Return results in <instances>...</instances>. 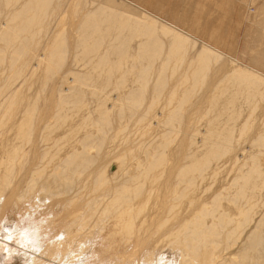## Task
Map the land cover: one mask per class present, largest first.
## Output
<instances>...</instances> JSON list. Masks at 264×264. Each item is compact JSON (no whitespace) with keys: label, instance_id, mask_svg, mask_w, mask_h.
Returning a JSON list of instances; mask_svg holds the SVG:
<instances>
[{"label":"bare ground","instance_id":"bare-ground-1","mask_svg":"<svg viewBox=\"0 0 264 264\" xmlns=\"http://www.w3.org/2000/svg\"><path fill=\"white\" fill-rule=\"evenodd\" d=\"M70 1L0 0V43L3 42L0 46V236L6 241L13 237L19 239L18 245L29 253L26 264H162L164 249L166 254L174 253L170 248L179 252L175 250L179 257L177 264H215V258L219 257L217 250L225 247L220 246L219 228L226 230L229 224L236 222L222 209L220 198L228 197L236 209H240L238 212L243 211L241 208L245 206L241 199L257 198L253 194L264 185V180L260 184L256 182L264 178V151L259 148L264 146V133L240 132L238 140L233 134L234 126L222 127L224 130L215 126L222 120L223 113L230 111H224L228 104L219 103L217 97L218 92L230 89L228 84L235 88L234 94L228 89L233 94L227 100L230 106L238 95L249 103L264 100V0L256 10L258 31L247 32L253 35L247 44H258L249 66L237 63L229 55L227 58L217 43L199 39L197 34L191 33L189 24L184 23L187 17L180 19L171 11L169 20L131 1L75 0L74 5L71 3L75 9L70 6L73 13L66 17V5ZM164 1L163 4L169 0ZM159 2L155 4L161 7ZM249 2H238L240 12ZM82 3L86 10L78 11L76 6L81 8ZM244 16L243 12L242 21ZM40 39L48 42L41 50L46 53L42 56L45 64L39 57V64L46 68L39 77V64L35 62L39 68L33 66L32 72L27 69L29 64L33 65L28 57L36 49L39 51ZM69 53L73 55L71 63L74 60L85 65L86 62L89 71L87 68L83 73L64 70ZM225 59L227 62L222 63ZM227 65L233 70L224 71ZM19 79L23 81L20 83ZM27 79L41 84L36 97L29 89L24 92ZM28 85L31 89L33 84ZM198 90L203 94L198 96ZM87 94L93 96L95 101H91L95 108L91 107L92 102L90 106L85 105L89 102L85 101ZM109 99L114 101L110 103H114L111 106L115 110L109 107ZM145 103L147 105L143 106ZM198 104L207 105L203 113L214 114L210 119L201 114L206 116L204 120L209 119V127H204L207 132L202 128L206 133L201 134L199 140L195 122L203 119L200 116L199 120H194V115H200L195 113L201 108ZM66 109L72 111L71 114ZM66 113H75V117H70L79 119L77 123L71 124L74 120L69 119V122ZM52 117L56 124L51 121L54 124L51 126L56 125L55 130L59 132L65 130L63 134H43L51 128L48 119ZM251 117L244 119L246 123L241 125V130L250 128ZM57 121L67 125V130L64 126L58 129ZM131 122L134 125L131 128L138 135L130 134L133 131L130 130L128 136L137 138L140 133L142 138L149 135V139L140 137L142 142L128 148L127 143L133 139L125 133L131 129ZM247 137L251 138L248 146L257 147L259 153L254 151L244 158L242 143L247 142ZM120 138L127 140V151L138 149L145 153L139 155L145 156L143 161L138 157L139 162L133 154L135 150L131 155L127 152L132 160L135 156L138 161L135 171L130 168L131 173L127 166L125 171L117 162L122 157L121 153L115 156L117 148H114L117 152H112L113 157L108 156L113 150L110 144L117 141L122 144ZM64 140H68L67 145ZM240 141L243 161L240 174H236L230 185L232 191L224 187L228 193H216L209 205L203 200V193L209 188L201 190L200 183L206 179L212 162L233 153L234 142L240 144ZM105 146L110 150L101 155ZM198 148H206L203 149L206 151L197 155ZM92 150L97 153L93 154ZM123 150L120 152H126ZM107 157L112 158L102 164ZM122 160L126 165L125 158ZM216 169H211V177L217 173ZM153 199L155 207L146 212ZM199 201H202L201 208L196 214L194 207ZM254 205L243 211L248 227L249 217L253 218L249 216L251 210L257 207L256 204L253 208ZM207 217L211 218L210 223ZM242 223L239 222L234 233L230 232L237 234L229 237L231 241L235 238L232 242L236 244L241 239L239 231L245 228ZM252 234L253 245L263 247L261 234ZM235 243H230L231 247ZM255 249L261 251L258 247ZM246 251L245 247L241 262L240 243L235 254L224 257L220 264H248L245 263ZM257 254L258 258L263 257L262 252Z\"/></svg>","mask_w":264,"mask_h":264},{"label":"rangeland","instance_id":"rangeland-1","mask_svg":"<svg viewBox=\"0 0 264 264\" xmlns=\"http://www.w3.org/2000/svg\"><path fill=\"white\" fill-rule=\"evenodd\" d=\"M72 1V2H71ZM70 1V3H68L67 5H66V7L68 6V9L66 10V12H67V15L68 16H66V17H69L73 12H72V10H71V8L73 7V5L75 4V0H71ZM126 1H131V2H135V3H138V4H141V6L143 5V7L146 9V10H148V11H150V12H152V13H158V15H160L161 17H163V18H167V19H172L171 18V12L172 13H176L177 15H178V18L180 17V19H182V18H184V17H187L186 18V20L187 21H184V23L186 24L187 23V25L189 24V30L191 31V33L192 34H197V35H195V36H197L199 39H201V40H206V41H208V42H210V43H212V44H215V43H217L218 44V46H219V48H220V50L222 51V52H224V54H226V56H227V58H229V56L230 57H233V58H235V60L237 61V63H239V64H243V65H246V66H249L250 64H251V58L254 56V54H255V50L257 49V45L258 44H255V45H249V44H247V40H249L250 39V42L252 41L251 40V38H253V35H248L247 34V32H248V30H253V31H258V27H257V23H255V22H257V18H255V16H256V10H257V8L259 7V5L262 3V1L261 0H255L254 2H252L251 0H250V2H249V4H248V6H247V8H245V10L244 11H242V7H241V12H240V9H239V3L238 2H242V0H169V1H167L165 4H163L165 1L164 0H160V1H162V3L161 2H159V0H125V2ZM82 2H84V1H82ZM148 2V3H147ZM152 2H154V3H152ZM157 2H159V4H162V6L161 7H158V6H156V4H157ZM73 5H72V4ZM78 3L79 2H77V6H78ZM81 3V2H80ZM156 3V4H155ZM146 4V5H145ZM155 4V5H154ZM220 4V5H219ZM81 5H83V3L81 4ZM81 5H79L81 8H78L77 6H76V9H78V11H79V9H80V11L81 10H83L82 8H84L85 9V4L83 5V7L81 6ZM145 5V6H144ZM218 5V6H217ZM70 6H72V7H70ZM89 6V5H88ZM153 7V8H152ZM238 7V8H237ZM74 9H75V6L73 7ZM92 8V7H91ZM150 8V9H149ZM87 9H90V7L89 8H87ZM71 10V11H70ZM86 10V9H85ZM85 10H83V11H85ZM152 10V11H151ZM155 10V11H154ZM167 12H166V11ZM222 10V11H221ZM69 11H70V13H69ZM157 11H159V12H157ZM161 11V12H160ZM163 11V12H162ZM169 11H171V12H169ZM243 12H244V14H245V16H244V19H243V21H242V14H243ZM154 13V14H155ZM160 13V14H159ZM167 13H168V15H167ZM196 13V14H195ZM70 14V15H69ZM164 14V15H163ZM166 14V15H165ZM171 14V15H170ZM180 14V15H179ZM248 14V15H247ZM255 14V15H254ZM163 15V16H162ZM196 15V16H195ZM252 17H254V18H252ZM259 18V17H258ZM253 20V21H252ZM210 24V25H209ZM186 25V27H188ZM199 25V26H198ZM254 25H255V27H254ZM197 26V28H195ZM202 26V27H201ZM213 29H212V28ZM216 27V28H215ZM199 28H200V31H199ZM202 28V29H201ZM206 29V30H205ZM210 29V30H209ZM202 30V31H201ZM204 30V31H203ZM212 30V31H211ZM194 31V32H193ZM205 32V33H204ZM209 32V33H208ZM252 33H254V32H252ZM212 34V35H211ZM208 35V36H207ZM210 37H212V38H209ZM41 38H45V39H47L46 37H44V36H42ZM45 39H43V40H41L40 42L41 43H39V44H41V45H38L39 46V51H38V49H36L35 51H33V53H32V55L30 54V56L28 57L29 59V63L30 62H32L33 63V65H32V67H31V64H29V66H28V69H27V71H29V72H32L33 70L31 69V68H33V66H35L36 68H39V67H37L38 66V64H39V61H40V59H39V57L41 58V59H43V57L42 56H45V52L43 53L42 51V46L44 45V43H46V42H48V40H45ZM223 39V40H222ZM1 43H3V42H1ZM1 43H0V46H1ZM251 44V43H250ZM230 46V47H229ZM250 46V47H249ZM249 47V48H248ZM254 47V48H253ZM41 48V49H40ZM42 50V51H41ZM40 51L42 52V53H40ZM232 54H234L233 56H231ZM36 55V56H35ZM229 55V56H228ZM32 56V58H30ZM72 56L73 55H71L70 53L67 55V58H66V65L67 66H65V65H63V67H64V70H68V69H70V70H73V71H75V72H80V73H83V72H85V68H87L86 66V62H85V65L84 64H82V63H80V61H77V59H76V61L77 62H79V63H75V61L73 60V63H71L72 62ZM235 56V57H234ZM71 57V58H70ZM74 58V57H73ZM226 58V59H227ZM39 59V60H38ZM80 59V58H79ZM78 59V60H79ZM226 59L225 60H222V63H226L227 61H226ZM42 61V60H41ZM224 61V62H223ZM37 63V66H36V63ZM43 62H44V64H45V62H46V60H45V58L43 59ZM41 63V62H40ZM71 63V64H70ZM74 63H75V67H74ZM83 63H84V61H83ZM35 64V65H34ZM43 64V65H44ZM70 65V66H69ZM39 66H41L40 64H39ZM76 66L78 67V69L76 68ZM85 66V67H84ZM89 67H91L90 65H88ZM30 67V68H29ZM63 67H62V69H63ZM68 67H70V68H68ZM231 67V68H230ZM41 69H39L40 71H39V77L41 76L40 75V73H42V72H44L43 70H44V68H45V66L44 67H40ZM43 68V69H42ZM73 68V69H72ZM226 68V69H225ZM224 68V71H232L233 70V67L232 66H229V65H227L226 67ZM230 70H229V69ZM34 69V68H33ZM46 69V68H45ZM61 69V70H62ZM88 69V70H87ZM86 69V71H89V69L90 68H87ZM35 70V69H34ZM36 70H38V69H36ZM41 70H42V72H41ZM63 70V71H64ZM82 70H84V71H82ZM27 71H26V73H27ZM28 72V73H29ZM28 74H26V77H28L27 76ZM25 77V76H24ZM36 77V76H35ZM33 78V77H32ZM23 80H24V78H22ZM19 80H21V79H19ZM23 80H21L20 81V83L23 81ZM25 80H26V78H25ZM32 80V79H31ZM31 80L30 79H27V82L26 83H28V84H33L34 85V87H33V90H31L32 89V86L33 85H31L30 87H31V89L28 87L29 85L28 84H26L25 85V87H23V89H24V92H28V89L32 92V93H30L31 95H33V96H35V92H38L39 90L38 89H40V87H41V84L39 83V85H38V83H32L31 82ZM29 81V82H28ZM19 82V81H18ZM17 82V83H18ZM31 82V83H30ZM20 83H18V84H20ZM225 84H224V86H226L227 84H226V82H224ZM223 84V83H222ZM38 85V86H37ZM206 85V84H205ZM204 85V86H205ZM27 86V87H26ZM37 86V87H36ZM223 86V85H222ZM221 86V87H222ZM227 86H230V89H229V87H228V89L229 90H231L232 91V93L234 94V91L233 90H235V88L233 87V86H231V85H227ZM231 87H232V89H231ZM38 88V89H37ZM234 88V89H233ZM34 89H36L37 91H35ZM199 89V88H198ZM201 89V88H200ZM228 89H227V91H225L224 93L223 92H218V94H217V97H218V100H219V103H221V104H224V105H226L224 102H226L227 104H228V106L226 105V107H224V109L226 108V110H224V111H227V110H230L229 112H227L226 113V115L223 113V117H222V120L218 123V124H215V126L217 127L218 126V128L220 129L221 128V130H224L225 128H226V126H230V128H233L232 126H234V128H233V130H234V136L236 137V139H238L239 140V138H238V134H262V133H264V125H263V122H264V102L262 103V101H264V100H259V101H254V102H247V101H245L242 97H241V95H238L237 96V98L233 101V103H232V107L230 106V102L228 103L227 102V100H229V98H230V96L229 95H233L232 93H231V91L230 92H228ZM201 90H203L202 92L204 93L205 91H206V86L203 88V89H201ZM201 90H200V92H199V90H198V93H197V95L198 96H200L201 94H203L202 92H201ZM29 91V92H30ZM34 93V94H33ZM111 93H114V92H110V94ZM201 93V94H200ZM223 93V94H222ZM229 93V94H228ZM26 94H28V93H26ZM30 94H28V96L30 97L31 95ZM115 94V93H114ZM32 96V97H33ZM111 96H113V95H111ZM36 97V96H35ZM88 97V98H87ZM91 98V99H90ZM220 98V99H219ZM93 99V96L92 95H90L89 96V94H87V96H86V99H85V101L86 102H88V103H86L85 105H87V104H89V106H90V102H92V106L91 107H93L94 106V102L93 101H95L94 99H93V101H91ZM88 100V101H87ZM112 100V99H111ZM110 99H109V102H108V105L110 104V108H112V104H114V103H110V101H111ZM223 100H225V101H223ZM113 101V100H112ZM114 102V101H113ZM243 103L245 104V105H243ZM258 103H261L260 104V107L259 108H257V106H258ZM221 104H219V106H222L223 107V105H221ZM252 104V105H251ZM147 105V103H145L143 106H146ZM143 106H142V108H143ZM207 105H203L202 104V107L201 106H199V104H198V107H201V108H198V110L195 112V109H197V106H196V108H194V112L196 113V115H197V113H200V115L198 114L197 116H195L194 115V120H195V118H196V120H199V118H200V116H202V119L203 120H201L199 123L196 121L195 122V125H196V123H197V127H196V129L198 128L199 130H198V137L199 138H197V140H199L200 138H201V136H203V135H201V134H204V133H206L207 131H206V128H208L209 126V119H210V117H211V115H212V112H209V113H211V114H205V113H203V109H205V108H207L206 107ZM230 106V107H229ZM247 108H246V107ZM158 108H160V104L157 106ZM156 107V108H157ZM229 109H228V108ZM255 107V108H254ZM86 107H84V109H85ZM90 108V107H89ZM87 109V110H93L94 108H95V106H94V108L92 109V108H90V109ZM115 108V107H114ZM114 108H112V109H114ZM250 108H252V109H250ZM69 109V108H68ZM66 109L67 111H69V110H71V109ZM111 109V110H112ZM117 109V108H116ZM233 109L234 110H236V112L235 111H233ZM87 110H85V111H87ZM115 110V109H114ZM201 110V111H200ZM206 110V109H205ZM205 110H204V112H205ZM247 110V111H246ZM85 111H83V112H85ZM200 111V112H199ZM223 111V112H224ZM232 111L233 112H235V113H232ZM253 111V112H252ZM70 112V111H69ZM69 112H67V113H69ZM72 112V111H71ZM71 112H70V114H71ZM74 112V111H73ZM231 112V113H230ZM242 112V113H241ZM255 112V113H254ZM66 113V114H67ZM214 113V112H213ZM230 113V114H229ZM70 114H67L66 116H68L69 118H67L68 120L69 119H73L72 117H75V113L74 114H72V115H74V116H72V115H70ZM201 114H205V115H208V118H206L205 120H204V118L206 117L205 115V117L203 116V115H201ZM216 114V113H215ZM227 114H228V116H227ZM231 114H233V115H231ZM237 115V114H239V116L237 115V116H235V117H233L234 115ZM210 115V116H209ZM214 115V114H213ZM213 115H212V117H213ZM241 115H243L242 117H240ZM245 115V116H244ZM253 116V120H251L250 121V119H249V121H248V125H249V122H250V125L252 124V126H250L249 125V127L250 128H248L247 130H241V125H244L245 123H246V121L248 120V118H249V116ZM70 116H72V117H70ZM230 116V118L229 119H227L228 117ZM197 117H199L198 119H197ZM232 117V118H231ZM235 119V122H233L234 121V119ZM238 118V119H237ZM51 119V120H50ZM52 119H53V117L52 118H49L48 119V123L49 122H51L52 121ZM77 119H78V116H77ZM208 119V120H207ZM244 119H246V121L244 120ZM74 121L76 120L75 118L73 119ZM79 120V119H78ZM78 120H76L75 122L74 121H72V123L71 124H75V123H77V121ZM54 121V123L56 122L55 120H53ZM52 121V122H53ZM51 122V123H52ZM57 122H59V121H57ZM61 122V123H60ZM59 122V124H57V125H59L58 126V129H62V128H64L65 127V124L63 125V123H62V121H60ZM67 122V120L65 121V123ZM69 122H71L70 120H69ZM207 123V125H205L206 123ZM222 122V123H221ZM49 124L48 125V127H51L50 129H46L45 130V132H43V134H47V132H48V134H49V132H50V134H56V135H59V134H63L64 133V131H60L59 132V130H55V128H57V126L55 127H52L54 124L52 123V124ZM243 123V124H242ZM56 124V123H55ZM70 123H68L67 122V125H69ZM201 124V126L199 127V125ZM52 125V126H51ZM61 125V126H60ZM67 125H66V127L64 128V129H66L67 130ZM133 125V122H131V125L129 124V128H131V127H133L132 126ZM64 126V127H63ZM208 126V127H207ZM263 126V127H262ZM59 127H61V128H59ZM204 127H206L205 129H204ZM222 127L224 128V129H222ZM52 128H54L53 130H55L56 131V133L52 130ZM204 129V131H206V132H204L203 131V129ZM134 129V128H133ZM132 128L131 129H128L127 131H126V135L128 134V131H130V130H133ZM226 129H229V127H227ZM263 129V130H262ZM202 130V131H201ZM200 131H201V133H200ZM8 132H9V130H7V132H6V134H8ZM13 132H15L14 130H13ZM12 132V133H13ZM51 132H53V133H51ZM58 132V133H57ZM80 132V131H79ZM132 132H134V133H132ZM241 132V133H240ZM10 133H11V131H10ZM9 133V134H10ZM11 133V134H12ZM5 134V133H4ZM14 134H16V133H14ZM75 134H76V132H75ZM79 134V133H78ZM124 134V135H125ZM130 134H136V132L133 130V131H130ZM200 134V135H199ZM125 135V136H126ZM132 135H127V137H129L130 138V140H132V144L129 142V140H128V142L129 143H127L128 144V148H129V146H131V145H133V144H136V142H138V141H140V137L142 138V134H140L139 133V135H140V137H137V138H135L134 136H132ZM138 135V133L136 134V136ZM237 135V136H236ZM148 137H146V135H145V140L146 141H148V139H149V135H147ZM122 137V136H121ZM133 137V138H132ZM70 138V137H69ZM123 138V140L124 139H126V138H124V136L122 137ZM128 138V139H129ZM142 138V139H143ZM121 139V138H120ZM120 139H119V142H120ZM139 139V140H138ZM142 139H141V141L140 142H142ZM251 138L250 137H247V142H245L244 141V144L242 143V145L244 146H242L241 145V141H240V144H238V142H234V146H235V151L233 152V153H231V154H229V155H227V156H225L224 155V157L223 156H221V157H223V158H219L220 160L218 161L217 159V161L215 160V159H212V161L213 160H215V161H211L212 162V165L210 166L211 168L209 169V171H208V173L206 174V179L202 182V183H200L201 185H200V189L201 190H205V189H207V188H209V190L207 191V192H205V193H203V195H204V198H203V200H206V202L207 203H209V205H211L210 204V202L212 201V199H213V196L216 194V193H219V192H222V193H224V194H227L228 192H225L224 191V189H226V187L227 188H229L230 187V185L232 184V182H233V180H234V178L238 175V174H240V169H241V161H243V160H241V148L243 147L244 148V158H246L250 153H254V151L255 152H258L259 153V149L256 147H253V148H250V146H251V144H250V146H248L249 145V140H250ZM122 139H121V142H122V144H119L118 143V141H117V143H113V144H110V147H109V145H107L110 149H113V150H111V152H109L110 154L108 155V156H114L115 154V152H117L118 151V153H116V155L115 156H117V155H119L120 153H121V155H122V157H121V155H120V157H121V159H120V157H119V159L120 160H117V162L119 163V164H122L121 166H122V169L123 170H125L124 168H126V170L125 171H127V167L129 168L128 170H130V171H128L129 173H131V169L130 168H132V170L133 171H135V167L138 165V161H139V159L141 158V160L143 161L145 158V156H139L140 154H142V152L144 153V151H142L141 152V150L140 151H138V149H137V151L135 150V152L133 153V151L134 150H132L133 148H130L131 150H132V152H130L129 150L127 151V149H125V148H127V145L125 146V143L127 142V140H125L126 142H124ZM65 141V140H64ZM63 141V142H64ZM67 142H68V140H66ZM65 141V144L67 145V142ZM61 143L64 147H65V145H64V143ZM135 142V143H134ZM143 142H144V140H143ZM145 143H147V142H145ZM117 144H119L118 145V147H117ZM112 145V146H111ZM114 145V146H113ZM121 145V146H120ZM116 146V147H115ZM120 146V147H119ZM200 146V145H199ZM242 146V147H241ZM106 147V146H105ZM103 148L102 150H101V155H105V154H108L107 152H105V151H108L107 149H109L108 147H106V148ZM114 148H117V151H115L116 149H114ZM242 148V149H243ZM261 150L260 151H264V146H262V148H261V146L259 147ZM109 149V150H110ZM126 150V152H120V151H122V150ZM203 149H206V148H198L197 150H198V153H197V155L199 154V155H202L203 153H204V151H206V150H203ZM123 150V151H124ZM62 151H65V148H64V150H62ZM115 151V152H114ZM95 150H92V153L93 154H95ZM112 152H114V153H112ZM127 152H130V155L133 153L136 157H137V159H138V157H139V159H138V161H135V160H137L136 158H135V156L133 157L135 160H132V158H131V156L129 157V154L127 153ZM136 152H141V153H139V154H137ZM201 152V153H200ZM97 153V152H96ZM105 153V154H104ZM113 155H112V154ZM125 153H127L126 155H127V157H125L124 155H125ZM264 152H262V155H264L263 154ZM63 154V153H62ZM137 154V155H136ZM145 154V153H144ZM144 154H142V155H144ZM234 154V155H233ZM238 155H239V157H238ZM259 155H261V154H259ZM235 156H236V160H235ZM112 157H107V159H105V160H103V162H102V164L104 163V162H107V161H109V159H111ZM125 158V161H126V165H124L125 164V162H123L124 160H122V159H124ZM131 158V159H129V158ZM264 157V156H263ZM109 158V159H108ZM127 159V160H126ZM122 160V161H121ZM123 162V163H122ZM137 162V163H136ZM139 162H141V161H139ZM129 164H131V165H129ZM127 166V167H126ZM131 166V167H130ZM133 166V167H132ZM217 168V169H216ZM224 168V169H223ZM211 169H213V170H217V173L216 174H212L213 176V178L211 177V174H210V172L212 173V171H211ZM132 171V173H134ZM263 173H264V171H263ZM209 174V175H208ZM237 174V175H236ZM210 176V177H209ZM215 176V177H214ZM263 180H264V178L262 177L260 180H259V178L256 180V182L257 183H261V181L263 182ZM259 183V184H260ZM203 184V185H202ZM264 184V183H263ZM264 186V185H263ZM262 186V188L261 187H259V188H261V190H259V189H257V191H255V193L253 194V195H255L257 198H253V197H250V199H249V201L247 200L246 201V199H241V201H243V202H241V204H242V206H245L244 207V209H243V207L241 208L243 211L247 208V207H249L251 204H253L254 205V202H255V200H256V202L257 203H255V205L253 206V208L256 206V204H257V207H255L254 209H252L251 211H252V213H250V215L249 216H252L253 218H251V217H249L250 218V221H248L247 223H249V224H247V225H249V227L248 226H246V224H245V221L244 220H246L245 219V212H243V211H239L238 212V210H240V209H236V206H235V204L233 205V202L231 203V201H229V199H228V197H226V196H223V197H221L219 200L221 201V206H222V209L224 208V209H226L225 211H227V216L229 215V217L232 219V220H234V221H236V222H234V223H231V224H229L227 227H226V230H224V229H222V228H219V231L218 232H220V234H221V243H220V246H225L226 248H227V250H225L226 248L225 247H221V249H218L217 250V253L216 254H218L219 253V257H218V255H217V260H216V258H215V264H220V263H222L223 262V260H225V258L227 259L229 256H230V254L232 253V255L233 254H235V251H237L238 250V246L240 245V243H241V262L243 261V257H242V253H243V251H244V248L246 247V249H247V251H246V255L248 254L249 256H251V257H249L248 255L245 257L246 259H247V262H245V263H250L252 260V262L254 263V261L256 262V260H257V262L256 263H259V264H264V243H263V247H259V246H262V245H259V246H257V244H255V245H253V243H252V241L250 240V238H251V236L253 235L252 233H256V234H258V232L261 234V236L263 237V239H264V221H262V218L264 217V204H263V202H264V187ZM225 187V188H224ZM224 188V189H223ZM231 189V187L229 188V190L228 191H232V190H230ZM258 191L260 192H262V194H261V192H260V194L259 195H257L258 194ZM207 193V194H206ZM261 196V197H260ZM225 198H227V199H225ZM253 200H252V199ZM218 200V201H219ZM250 200H252V201H250ZM262 200V201H261ZM258 201H260L261 203H259V206H258ZM202 202V201H201ZM201 202L199 201L196 205H195V213L197 214L198 212L197 211H199L198 209L199 208H201V207H199L200 206V204H201ZM228 202H230V203H228ZM249 202H251V204H249ZM155 203L156 202H154V199H153V201H151L149 204H148V206H147V208H146V212H149L152 208H154L155 207ZM245 204H247V205H245ZM261 204V205H260ZM209 205H208V207H209ZM154 206V207H153ZM152 207V208H151ZM252 208V207H251ZM256 209V210H255ZM148 210V211H147ZM224 211V210H223ZM255 212V213H254ZM241 213H242V215H241ZM243 213H244V215H243ZM208 221H209V223L211 222V218L209 217H207L206 218ZM253 219V220H252ZM258 219H260V220H258ZM264 220V219H263ZM237 221H241V223L242 222H244V224H245V228H246V230H244L245 228H244V225H242L241 224V228H242V226H243V230L241 229L239 232H241V239H239V241L237 242V243H239V244H236L235 242H232V241H235V238H233L234 240H230V238L229 237H236L237 236V234L235 235H231V233L230 232H232V233H234L233 232V230L235 229V227L237 226V225H239V222H237ZM247 221V220H246ZM251 221H253L252 223H251ZM255 221H258V222H255ZM256 224V225H255ZM259 224H263L262 225V227L261 226H259L258 227V225ZM256 226V227H255ZM238 227V226H237ZM236 227V228H237ZM254 227V228H253ZM247 228H249V229H247ZM258 228V229H257ZM26 228H24L23 230L24 231H27V229L25 230ZM23 230L22 231H20V232H23ZM259 230V231H258ZM20 234V233H19ZM227 234V236H224V235H226ZM223 235V236H222ZM20 236H22L21 234H20ZM231 237V238H232ZM2 238V239H1ZM225 238V239H224ZM224 239V240H223ZM248 239H249V242H248ZM4 240V241H3ZM241 240V241H240ZM225 241L227 242V243H229L228 245H226L225 244ZM251 241V242H250ZM2 242V243H1ZM18 242H20L19 241V239H17V237H13V239H11V240H8L7 239V241H6V239L4 238V236H0V264H26V257L28 256V254L29 253H27L25 250H26V248L25 247H21V245L19 246L18 245ZM245 242V243H244ZM224 243V244H223ZM230 243L232 244V243H235V244H233L232 245V247H231V245H230ZM247 243H248V246H247ZM244 245H245V247H244ZM219 246V247H220ZM244 247V248H243ZM255 247H258V249H261V251L260 252H262L263 254V257H259L258 258V254L257 253H260V252H256L257 250L255 249ZM19 248V249H18ZM165 248H167L168 249V247H165ZM224 248V249H223ZM229 248V249H228ZM167 249H166V251H167ZM171 250H173L174 251V253L173 252H169V254L167 253H165V249H164V252H163V263L162 264H177V261H176V259L178 258V260H179V257H177L178 256V251H177V249H173V248H170ZM170 249H168L169 251H170ZM255 249V250H254ZM178 252V253H176V251ZM219 250H221L220 252H219ZM27 254H26V253ZM168 252V251H167ZM165 254V255H164ZM173 256H172V255ZM177 254V255H176ZM221 254V255H220ZM27 255V256H26ZM176 256V258H175V256ZM254 255H258L256 258V260H254V258H253V256ZM225 257V258H224ZM252 258V259H251ZM175 261H174V260ZM259 259V260H258ZM168 260V261H167ZM246 261V260H245ZM174 262V263H173ZM179 262V261H178ZM252 262H251V264H252ZM255 263V264H256Z\"/></svg>","mask_w":264,"mask_h":264},{"label":"crops","instance_id":"crops-1","mask_svg":"<svg viewBox=\"0 0 264 264\" xmlns=\"http://www.w3.org/2000/svg\"><path fill=\"white\" fill-rule=\"evenodd\" d=\"M258 256V255H257ZM256 255H254V259H256V257H257ZM255 262V261H254Z\"/></svg>","mask_w":264,"mask_h":264}]
</instances>
